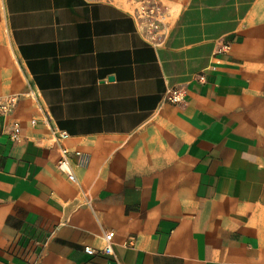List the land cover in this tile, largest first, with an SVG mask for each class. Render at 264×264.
I'll use <instances>...</instances> for the list:
<instances>
[{
    "label": "crops",
    "instance_id": "1",
    "mask_svg": "<svg viewBox=\"0 0 264 264\" xmlns=\"http://www.w3.org/2000/svg\"><path fill=\"white\" fill-rule=\"evenodd\" d=\"M156 1L0 0V264H264V0Z\"/></svg>",
    "mask_w": 264,
    "mask_h": 264
},
{
    "label": "built area",
    "instance_id": "2",
    "mask_svg": "<svg viewBox=\"0 0 264 264\" xmlns=\"http://www.w3.org/2000/svg\"><path fill=\"white\" fill-rule=\"evenodd\" d=\"M125 5L131 12L139 33L145 38V40L155 46H162L168 35L169 28V11L159 1L156 0H125ZM30 94L33 95V92ZM166 100L172 104H179L183 102V91L180 88H170L166 92ZM20 95L11 94L6 96H0V115L8 116L17 107L19 103ZM45 119L47 122L50 121L49 114L44 111ZM36 120L32 121L35 124ZM52 135L57 142H62L69 138V134L59 129H54ZM11 137L15 141L21 139V126L19 123H14L11 130ZM62 156L58 161V167L67 174L68 178L72 182H76L77 178L73 171L72 154L75 156V164L81 167H87L90 163V155L82 151L71 152L65 146L61 148ZM114 232L109 231L105 233V247L103 252L107 254L114 253L113 238ZM85 251L88 254H94L95 250L87 246Z\"/></svg>",
    "mask_w": 264,
    "mask_h": 264
},
{
    "label": "rangeland",
    "instance_id": "3",
    "mask_svg": "<svg viewBox=\"0 0 264 264\" xmlns=\"http://www.w3.org/2000/svg\"><path fill=\"white\" fill-rule=\"evenodd\" d=\"M126 4V3H125ZM1 19H2V12H1V4H0V21H1ZM0 96H5V95H1L0 94Z\"/></svg>",
    "mask_w": 264,
    "mask_h": 264
}]
</instances>
